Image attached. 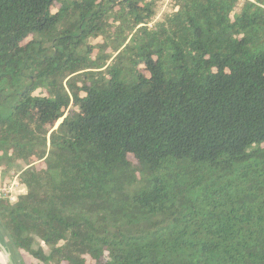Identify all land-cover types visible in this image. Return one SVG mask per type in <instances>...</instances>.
Instances as JSON below:
<instances>
[{
  "label": "trees",
  "instance_id": "trees-1",
  "mask_svg": "<svg viewBox=\"0 0 264 264\" xmlns=\"http://www.w3.org/2000/svg\"><path fill=\"white\" fill-rule=\"evenodd\" d=\"M159 1L0 0L11 264H264V0Z\"/></svg>",
  "mask_w": 264,
  "mask_h": 264
},
{
  "label": "rangeland",
  "instance_id": "rangeland-1",
  "mask_svg": "<svg viewBox=\"0 0 264 264\" xmlns=\"http://www.w3.org/2000/svg\"><path fill=\"white\" fill-rule=\"evenodd\" d=\"M170 10V0H160L157 3V7H156V15L153 18V22L159 20L162 15ZM25 86V79L23 76H18L16 77L13 81H12V85L11 84H4L3 85V89L1 91L2 94L7 95V97L1 101L0 103V113H6L9 109V105L10 102L12 100L13 94L15 92L20 91L23 87ZM41 89H36L33 94H36L37 92H39ZM13 174V173H11ZM11 175L10 176H0V179H2L3 181H5L7 183V181H9V179L11 180ZM19 187H15L16 189V196L19 195ZM5 241L6 239L0 241V248L3 251V253L5 254L6 259L11 262L10 259V254L7 251V248L5 247ZM43 247L46 249V247L43 245ZM19 258V256H18ZM20 259L25 263V264H41L38 260H36L35 258H33L31 255H29L26 252H22L20 254Z\"/></svg>",
  "mask_w": 264,
  "mask_h": 264
},
{
  "label": "built area",
  "instance_id": "built-area-1",
  "mask_svg": "<svg viewBox=\"0 0 264 264\" xmlns=\"http://www.w3.org/2000/svg\"><path fill=\"white\" fill-rule=\"evenodd\" d=\"M246 0H240V2H243ZM252 1V0H250ZM11 180L9 179V181H7V183L5 181H3L2 179H0V197L2 198H6L10 201H14L16 199V189L15 187H20L19 184L17 183V176L18 173H13L11 174ZM19 189V188H18Z\"/></svg>",
  "mask_w": 264,
  "mask_h": 264
},
{
  "label": "bare ground",
  "instance_id": "bare-ground-1",
  "mask_svg": "<svg viewBox=\"0 0 264 264\" xmlns=\"http://www.w3.org/2000/svg\"><path fill=\"white\" fill-rule=\"evenodd\" d=\"M5 254L3 253V251L0 248V260H5Z\"/></svg>",
  "mask_w": 264,
  "mask_h": 264
},
{
  "label": "water",
  "instance_id": "water-1",
  "mask_svg": "<svg viewBox=\"0 0 264 264\" xmlns=\"http://www.w3.org/2000/svg\"><path fill=\"white\" fill-rule=\"evenodd\" d=\"M0 264H11L6 258L5 260H0Z\"/></svg>",
  "mask_w": 264,
  "mask_h": 264
},
{
  "label": "crops",
  "instance_id": "crops-1",
  "mask_svg": "<svg viewBox=\"0 0 264 264\" xmlns=\"http://www.w3.org/2000/svg\"><path fill=\"white\" fill-rule=\"evenodd\" d=\"M21 189H22V187L20 186V187H19V191H21Z\"/></svg>",
  "mask_w": 264,
  "mask_h": 264
}]
</instances>
